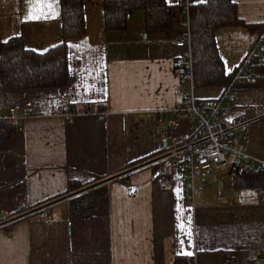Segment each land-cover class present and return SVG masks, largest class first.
<instances>
[{"label":"crops","instance_id":"1","mask_svg":"<svg viewBox=\"0 0 264 264\" xmlns=\"http://www.w3.org/2000/svg\"><path fill=\"white\" fill-rule=\"evenodd\" d=\"M232 1L245 24H264V0ZM165 2L170 29L146 30L143 12L134 11L125 30L106 32L103 0H83L85 33L65 43V87L18 91L0 82V115L23 117L0 155V264H171L175 256L194 264H264V191L224 166L211 179L225 180L189 202L180 171L163 157V141L199 128L189 118L175 126L170 117L183 99L173 61L185 24L180 0ZM254 35L242 27L215 33L226 75ZM15 37L37 53L57 46L60 0H0V45ZM223 89L196 88L195 96L215 99ZM85 105L91 114L82 112ZM256 107H264V59L236 87L233 115ZM242 144L264 163V122L252 125ZM159 176L167 183L158 184ZM69 182L83 191L66 193ZM96 187L106 195L72 235L69 202Z\"/></svg>","mask_w":264,"mask_h":264},{"label":"trees","instance_id":"2","mask_svg":"<svg viewBox=\"0 0 264 264\" xmlns=\"http://www.w3.org/2000/svg\"><path fill=\"white\" fill-rule=\"evenodd\" d=\"M171 10L172 7L165 0H103V27L106 32L125 30L128 13L141 11L146 30H167L171 27ZM60 21L61 42L43 53L27 50L21 37L11 38L0 45V82L3 89L26 91L62 88L67 85L65 43L69 39L82 37L85 33L83 0H60ZM237 27L255 33L248 47L264 31V24L247 25L241 21L232 0H205L203 3L190 5L189 31L196 88H227L232 84L234 73H224L214 35L220 29ZM91 113L92 111L86 112ZM19 127L20 124L14 120H0V155L5 151V143ZM238 176L242 184H253L258 187L257 190L264 191V169L250 168ZM77 184L69 182L66 193H71L75 188L83 191ZM105 195V188L96 187L69 202L68 220L72 235L76 231V225L90 217L98 206V201ZM171 264L194 263L190 256H175Z\"/></svg>","mask_w":264,"mask_h":264},{"label":"built area","instance_id":"3","mask_svg":"<svg viewBox=\"0 0 264 264\" xmlns=\"http://www.w3.org/2000/svg\"><path fill=\"white\" fill-rule=\"evenodd\" d=\"M185 32L175 42V47L182 50L179 57L173 61V66L181 78L182 103L170 112L173 125L178 126L182 118H189L199 125L196 135L189 137L181 135L171 141H163L161 149L163 157L176 167L180 173L189 202H192L195 192L203 190L210 183L221 182L211 179L213 172L222 167L241 175L250 168L264 169V163L252 159L244 145L243 139L247 136L252 125L264 122V107L233 115L234 95L236 87L247 79L256 62L264 59V31L247 49V52L234 72L232 84L223 89L215 99H198L195 96L193 81V63L191 49V35L189 31V0H180ZM92 111L90 105L83 106L82 112ZM75 113H67L72 118ZM165 113L160 112L159 118ZM11 119L21 124L23 117L15 111L8 115H0V120ZM157 183H167L165 177L159 176ZM129 191V194H132ZM25 213L30 210L22 206ZM249 259H259L257 250L249 251Z\"/></svg>","mask_w":264,"mask_h":264}]
</instances>
